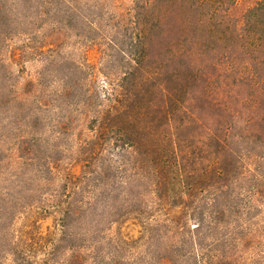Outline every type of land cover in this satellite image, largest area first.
Instances as JSON below:
<instances>
[{
  "label": "trees",
  "instance_id": "obj_1",
  "mask_svg": "<svg viewBox=\"0 0 264 264\" xmlns=\"http://www.w3.org/2000/svg\"><path fill=\"white\" fill-rule=\"evenodd\" d=\"M237 1L0 0V264H264V0Z\"/></svg>",
  "mask_w": 264,
  "mask_h": 264
},
{
  "label": "rangeland",
  "instance_id": "obj_2",
  "mask_svg": "<svg viewBox=\"0 0 264 264\" xmlns=\"http://www.w3.org/2000/svg\"><path fill=\"white\" fill-rule=\"evenodd\" d=\"M259 1L238 0L236 12L243 14ZM132 2L133 0H123L127 7L131 6ZM54 42L57 43L58 40L55 39ZM99 58L100 55L97 50L90 52L89 60L91 63L97 64ZM27 68V74L33 78L39 66L32 63L28 64ZM62 216L61 210L40 208L32 209L23 214L15 226V242L18 248L33 260L41 263L59 242ZM154 221L155 218H146L140 215L128 216L116 226V236L125 246L139 248L145 243Z\"/></svg>",
  "mask_w": 264,
  "mask_h": 264
}]
</instances>
